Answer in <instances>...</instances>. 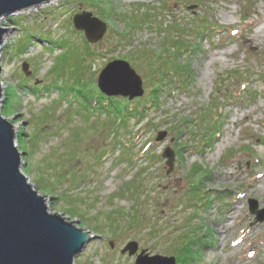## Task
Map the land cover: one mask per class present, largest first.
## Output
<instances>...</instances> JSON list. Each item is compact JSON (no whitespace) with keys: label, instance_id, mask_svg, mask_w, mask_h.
<instances>
[{"label":"rangeland","instance_id":"obj_1","mask_svg":"<svg viewBox=\"0 0 264 264\" xmlns=\"http://www.w3.org/2000/svg\"><path fill=\"white\" fill-rule=\"evenodd\" d=\"M84 1L51 0L0 20V114L13 127L20 172L50 214L95 237L73 264H134L142 252L264 264V214L258 222L248 210L251 200L264 211V0H104L120 23L102 19L91 7L98 0ZM83 12L107 25L104 41L90 46L73 29ZM119 13L145 19L125 33ZM174 38L184 48L166 51ZM135 51L153 55L163 79L151 83L126 61L143 89L128 103L146 104L156 83L160 100L142 124L114 128L103 101L74 95L75 73L85 65L84 83L96 88L107 64ZM176 51L184 71L173 81L164 63ZM165 149L174 154L171 174ZM131 242L135 255L121 254Z\"/></svg>","mask_w":264,"mask_h":264},{"label":"water","instance_id":"obj_2","mask_svg":"<svg viewBox=\"0 0 264 264\" xmlns=\"http://www.w3.org/2000/svg\"><path fill=\"white\" fill-rule=\"evenodd\" d=\"M51 0H0V20L14 14L49 3ZM195 8L188 9L189 11ZM73 29L83 33L90 46L105 40L107 25L91 13L73 16ZM6 30L0 27V51ZM28 66L22 65L26 77ZM96 88L106 98L127 99L143 96L142 81L124 61L107 64L96 79ZM2 98L0 88V100ZM164 133L155 139L161 143ZM13 127L0 114V264H73L83 249L95 239L90 232L68 223L61 215L50 214L45 199L28 185L20 172L22 156L14 146ZM167 174H171L174 154L165 149ZM249 212L263 221L264 211L257 212V204L249 201ZM113 249V244L109 243ZM137 245L128 243L121 254L135 255ZM138 256L134 264H174L173 258Z\"/></svg>","mask_w":264,"mask_h":264},{"label":"trees","instance_id":"obj_3","mask_svg":"<svg viewBox=\"0 0 264 264\" xmlns=\"http://www.w3.org/2000/svg\"><path fill=\"white\" fill-rule=\"evenodd\" d=\"M90 1V3H89ZM84 1L83 4H87V5H92V1ZM99 2L97 4L92 5L91 7H95L97 10H101L104 11V15L102 19H106L111 17L113 21L118 22V17H115L114 15V11L111 9V7L109 8V5L107 2H104V0H98ZM121 14V16H125L122 13H119V15ZM100 17V16H99ZM145 19V17L143 19H141L140 21H138V19H134L133 17L130 16H125V18H123V22L122 24H124V28H125V33L136 30L137 29V25H139L143 20ZM120 23V22H118ZM174 34V33H172ZM126 38L123 36H121V40L123 41ZM175 38L170 40V42H175ZM121 43V42H120ZM176 45L173 44H169L168 46L165 47L166 51H174L177 49H183L186 42L178 39L176 41ZM64 45V44H63ZM141 50V49H140ZM85 51H88L87 49H85ZM71 53V52H69ZM72 54V53H71ZM78 58H77V65L80 66L81 64H83L86 60L85 58H80L79 55H84V52L80 51V53L77 54ZM182 55V51H176L175 53V57L173 56V54L169 55V58H171V61L164 63L165 66H167V68L169 69V75L168 77L173 78L172 80H176L175 78H181V71L183 70V67L180 65L179 59L180 56ZM89 56H94L91 52H89ZM97 56V55H95ZM79 59V60H78ZM132 59V60H131ZM136 59L137 63L134 62ZM117 61H124V62H131L134 66L136 67H141L148 75H152L155 77V80L151 81V83H155V81L159 82L160 80L163 79V74L160 73L159 67L161 66L160 62H158L155 58H153V55H151L149 58L147 59H142L140 57V51L137 52H133L131 53L130 56H125V57H120L117 58ZM173 62V63H172ZM162 68V66H161ZM176 70L179 73H176ZM85 71V65L83 67H79V72L76 74L75 73V87L72 89V92L74 93V95L81 99L82 101H86V100H92L94 98H98V100H101L104 102V111L106 113H108L109 115H113L114 118H116V124L117 125H124L126 123V120H130L133 119L135 120V123L137 125L142 124L146 119V115L145 113L148 111L149 108L155 106L157 104V102L160 100V96L158 95L159 93V89H160V85L159 83H156V85H154L148 93V96L150 95V99H146L145 98L142 100L143 103L146 104H141L142 105H137V108L135 106H130V104L126 101V100H122V99H106L104 98L102 95H100L97 90L95 89V87L93 86V82L89 83V86H86V84L84 83L85 80V76L83 77V73ZM36 89V88H35ZM27 90V89H26ZM29 90V89H28ZM30 91L32 93H34L35 95H41L39 92L36 93L35 91H32L30 89ZM5 100V99H4ZM2 99V101H4ZM2 103V102H1ZM136 103V102H134ZM95 105V104H93ZM2 107V104H1ZM137 120V121H136ZM170 258H173L175 261V264H188L187 260L182 256V254H177L176 256H172Z\"/></svg>","mask_w":264,"mask_h":264},{"label":"bare ground","instance_id":"obj_4","mask_svg":"<svg viewBox=\"0 0 264 264\" xmlns=\"http://www.w3.org/2000/svg\"><path fill=\"white\" fill-rule=\"evenodd\" d=\"M2 44H3V42H2ZM259 179H260V178H259ZM252 190H253L252 192H255V191H256V187H255V188H253Z\"/></svg>","mask_w":264,"mask_h":264}]
</instances>
